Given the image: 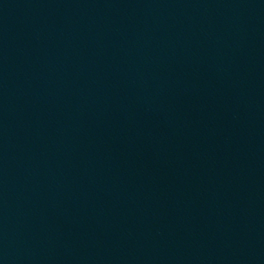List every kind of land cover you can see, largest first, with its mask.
I'll return each mask as SVG.
<instances>
[{
    "label": "water",
    "instance_id": "obj_1",
    "mask_svg": "<svg viewBox=\"0 0 264 264\" xmlns=\"http://www.w3.org/2000/svg\"><path fill=\"white\" fill-rule=\"evenodd\" d=\"M114 0H0V140Z\"/></svg>",
    "mask_w": 264,
    "mask_h": 264
}]
</instances>
